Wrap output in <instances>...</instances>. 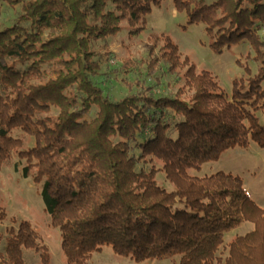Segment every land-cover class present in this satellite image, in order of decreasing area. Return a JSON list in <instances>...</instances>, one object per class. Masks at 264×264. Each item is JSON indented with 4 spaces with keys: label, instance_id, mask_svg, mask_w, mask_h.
<instances>
[{
    "label": "trees",
    "instance_id": "1",
    "mask_svg": "<svg viewBox=\"0 0 264 264\" xmlns=\"http://www.w3.org/2000/svg\"><path fill=\"white\" fill-rule=\"evenodd\" d=\"M1 1L20 14L0 25V171L16 157L41 186L63 264H88L103 246L136 263L264 264V209L241 178L191 173L235 147L264 149V0H172L186 25L204 27L213 53L247 46L257 70L244 67L229 94L168 35L150 34L141 65L150 77L165 65L177 91L156 98L136 83L118 102L91 80L100 68L95 45L124 30L137 37L166 0ZM122 67L140 69L130 60ZM92 108L95 118L85 121ZM243 223L253 230L225 244ZM5 232L0 264H25L23 250L52 264L28 222Z\"/></svg>",
    "mask_w": 264,
    "mask_h": 264
},
{
    "label": "rangeland",
    "instance_id": "2",
    "mask_svg": "<svg viewBox=\"0 0 264 264\" xmlns=\"http://www.w3.org/2000/svg\"><path fill=\"white\" fill-rule=\"evenodd\" d=\"M19 8H12L0 0V25L1 29L13 26L20 14ZM182 27H186L183 29ZM150 34H166L178 46L184 57H188L196 64L198 71H210L218 80L226 93L231 91V82L236 77L244 76V67L251 74L257 70V64L252 60L246 61L248 48L240 44L229 49L223 48L221 54H215L208 48V38L205 36L204 27L201 25H186L184 15L175 13L172 0H166L159 9H153L146 17L145 30L135 38H128L124 30L106 41L98 42L95 48L101 58L100 68L93 84L98 87L103 96L112 102L137 92L136 83L152 88L156 98L173 96L176 93L175 79L167 73L165 65L157 71L154 77L147 75L145 65L141 63L147 58ZM263 37V31L260 32ZM106 44L107 49H102ZM134 62L140 69H124V61ZM240 61V65L237 61ZM96 116L92 108L85 121L93 120ZM14 137H22L25 144L32 146V141L20 132H15ZM27 146V147H28ZM25 163L14 157L12 163L4 166L0 171V209L3 219L0 221V252L3 248L6 229H17L21 222H28L33 228L38 242L44 245L52 255V264H63L60 248L59 232L50 227L49 216L44 211V204L40 197L41 186L34 185L31 177L23 176ZM229 173L238 176L243 182V187L250 198L264 209V149L250 144L246 149L235 147L222 154L216 163L203 166L199 177L208 176L216 172ZM157 179L163 187L170 189L164 175L159 173ZM253 230V224L243 223L240 227L225 235V244L234 236H242ZM219 253L226 255V250ZM25 264H41L39 256L30 250H23ZM178 257L167 258L161 261L136 263L130 258L120 257L113 253L110 246H103L100 252L93 253L88 264H177Z\"/></svg>",
    "mask_w": 264,
    "mask_h": 264
}]
</instances>
